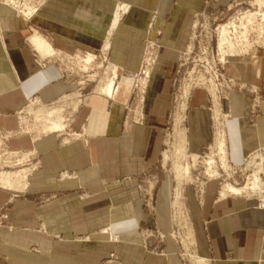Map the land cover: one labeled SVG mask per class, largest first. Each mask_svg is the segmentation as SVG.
I'll return each mask as SVG.
<instances>
[{
	"label": "crops",
	"instance_id": "0c3cea01",
	"mask_svg": "<svg viewBox=\"0 0 264 264\" xmlns=\"http://www.w3.org/2000/svg\"><path fill=\"white\" fill-rule=\"evenodd\" d=\"M205 2L50 0L31 21H24L0 0V132L19 128L17 115L32 98L51 104L75 90L58 59L48 65L38 62L29 43L35 35L65 54L110 47L108 59L119 66L122 77L139 70L148 40L159 44L138 120L126 117L131 95L130 85L124 84L117 104L94 96L79 109L69 131L71 135L73 128L82 138L70 144L64 143L67 134L36 142L29 136L12 139L24 152L38 151L41 167L31 175L26 192L0 189V210L6 208L9 216L0 228V264H104L112 254L122 264H185L170 238L162 244L155 236L146 241L147 250L159 255L143 247V228L156 227L166 235L173 230L172 177H165L156 192V216L148 213L140 186L153 177L160 161L179 62ZM119 3L129 11L113 27ZM154 11L156 29L148 32ZM227 73L260 90L258 96L236 90L225 102L231 110L229 158L241 166L264 148V50L233 60ZM257 98L261 100L255 102ZM210 113L208 94L193 91L186 125L192 154H202L212 140ZM66 170L76 177L62 181ZM219 191V183L208 184L199 201L192 187L186 190L198 255L210 264H264V210L254 199L220 200ZM109 226L120 243L100 233Z\"/></svg>",
	"mask_w": 264,
	"mask_h": 264
},
{
	"label": "rangeland",
	"instance_id": "374dc122",
	"mask_svg": "<svg viewBox=\"0 0 264 264\" xmlns=\"http://www.w3.org/2000/svg\"><path fill=\"white\" fill-rule=\"evenodd\" d=\"M219 1L218 0H206L204 11L201 13H198L197 16L195 17V22L193 24V32H192L190 44H189L188 49L181 56L179 66H178V74L174 81V94H173V100H172V116L170 120V125L165 135L162 155L156 167L155 174H153V177L150 178L149 180L144 181L140 186L141 187L140 190L142 194L144 193L142 197L145 200V207L147 208L148 213L156 216L155 215L156 213V209H155L156 192L159 189L160 184L165 177H168V176L172 177V181H173L172 192L173 193H172L171 206H172L173 230L171 231L169 235H166L165 233H163L156 227L155 228H148V227L143 228V233H142V237L144 239L143 247L146 249V252L148 254L156 255L157 253L149 252V250H147L146 241L155 236L157 240L161 242L162 244L165 242L167 238H170L179 247V256L185 264H197V263L210 264L207 258H203L199 256L196 251L197 242L195 238L194 227L192 225L189 206L187 203V196H186L187 188L192 187L199 201H202L207 185L217 182V184L219 183V190H220L218 197L220 200H222L220 196L221 191L227 182L234 184L236 187L245 186L248 182V178L252 176L254 172H257L260 169V164H263L261 166V170H262L261 179L264 180V177H263L264 175V148H260L256 150L253 154H251L245 160V162L241 166H235L234 164L230 162V158H228L229 166H230V170L228 172L230 176L229 174L227 175V173L224 174V171L221 168H219V172H221L222 174H221V178H219L218 181H212V179H210L209 176L206 175L207 166H205L204 162L206 161V159H208V157L211 154H214V156L219 161L220 151H218L219 149L216 148L217 139L222 134L226 135L227 137V125L231 119V114H230L231 110L225 107V102L229 100L230 95L236 90L248 91V92L255 94V96H258L259 94L258 91H260L258 89L250 87L249 85H247L246 83L242 81L236 80L234 77L229 76L227 73L228 65L235 59L245 58L254 49L264 50V27L262 30L260 26V23H261L260 16L256 17V19L253 18L254 20L251 17H248V15L252 16L259 11H260L259 13L264 11V4L261 7L258 6L259 0H231L230 2H225V3H221ZM5 2H7V0H2L3 4H5ZM17 2L20 3L21 8H18L17 6H11L13 8L9 6V8L12 9L16 13V16L18 19H21L24 21H31L38 14V12L41 11L44 8V6L50 2V0H17ZM262 2H264V0H262ZM122 6H123V3H119L116 6L114 14L120 11V9L117 10V7L121 8ZM27 8L28 9L30 8L31 10L33 9L32 15L28 13L29 11L27 10ZM261 9L263 10L261 11ZM122 14H121L122 15L121 19L126 15L124 13ZM157 19H158V12L154 11L152 13L150 25L148 26V32L155 31ZM229 24H232L231 27L228 29V31L230 32V34L228 35L232 43L231 45L239 52L237 53L236 56H231L230 54L223 56V55H220V51H219L220 28L222 26L229 25ZM252 27L254 30L252 29ZM156 33H157V36L159 35L160 37L162 32L157 31ZM190 47H192L191 50H190ZM109 49L110 47H106L104 45L99 50L100 52H76L74 54H69V53L65 54V53L58 52L55 50L54 51L55 55H51V56L47 55L48 57H45V58H43L42 55L36 49H34L36 51L35 52L36 59L41 64L48 65L47 63H51L53 59H58L61 62L60 67L62 68V70L64 71V74L68 78V82H71V84L75 86V90L72 94L65 95L57 102L51 103V104L46 103L40 97L32 98L27 104V106H25L24 109H22L17 115L18 121H19V128L15 131L3 130L2 132H0V141H1V144H0V163H1L0 172L2 170L14 171V170H19V169H24V168H30L32 165H36V170L38 171L39 168L41 167V162L37 158L39 154L38 151L31 149V150H28V152H24L21 149H18V147H16L17 145H19V142H13L14 140L12 141V139L14 138L17 139L20 136H29L30 139L31 138L33 139L36 137L35 132H36V128H38V124L35 121L36 119L35 118L33 119V116L27 118V114L30 112L29 111L30 108L39 109L40 107H43V105L47 109L54 107V105L64 106L66 107V116L68 117L71 114L69 116V119L70 120L72 119V126H73L74 118L79 110L76 112H73V110L71 109L72 108L71 105L76 103L78 100L84 102L83 104L80 105V108L84 107L85 104H89L91 99L94 96L95 98L99 97L98 99L100 98L105 99L107 102H112L116 104L118 103V101H116L115 99H108V98H105L104 96H100L96 94V90L100 82L105 80V77L106 78L112 77V73L109 67L111 65H115V63L108 59ZM158 50H159L158 40L157 41L148 40V42L145 44L139 70L136 73H131L127 77H122L120 75L123 72L120 70L118 66L119 74H118V79L116 80V82L118 84H121L120 89H122L123 84H126V82H130L129 94L131 95V99L129 100L127 104H125L126 117L134 118V116L138 115L135 117V119L138 120L139 117L142 116L138 112L140 111V109L142 110V105L138 103L144 101V99H142L143 94L140 92V90H141L142 83H143L141 80L145 79L146 71H144V68L142 67L143 65H145V67L148 65L149 69L154 68L153 65H152L153 67L152 66L150 67V64L148 62L156 61L158 57ZM88 55H94L96 57L95 61L91 64L85 63V60L88 57ZM224 58H225V62L224 61L222 62L221 60ZM143 71H144V74H143ZM187 88L188 89L190 88V94H189V100L187 102V109L184 114L185 115L184 122L181 124V129H183V131L185 130L186 134L188 135V128L186 126L187 120H188L187 112H188L189 101H190L192 92L195 90L205 91L209 97V110L211 112L210 114H211L213 136H212V140L210 144L208 145V147L202 154L199 153L198 155H196L188 151L189 152L188 162L192 164L193 163L192 156H197L198 157L197 164L196 166L192 168V171H191L192 174H191V178L189 179V181L187 179H184V181L181 183L182 185L181 184L177 185V180H176L177 178H175L176 177L175 161L182 162L181 161L182 159L181 160L177 159L179 157V154H177V152L179 150L180 139H179V136L175 133L176 132L175 130H176L177 118L180 115L179 113L183 112L182 110V104L184 103L183 93L185 92V89ZM92 92H93V95H91ZM90 95H91V98H89ZM88 98L90 100H87ZM39 99L43 100V104L37 103V100ZM260 100L261 99L257 98L255 102H259ZM255 108L257 109L258 106H256ZM136 111H137V114H136ZM255 112H257V110ZM24 117L26 120L23 119L24 123L22 125V118ZM126 125H128V121L126 122ZM87 130L88 128L86 127L84 130L85 134H87L86 133ZM67 132L65 133L67 134V136L64 138V141L65 139H68L69 142L65 144H70L72 140L82 138V135L76 132L73 128H72L71 135H70L69 129ZM3 134H5V136ZM65 134H62L59 136H63ZM227 143H228V137H227ZM11 152L12 153L15 152L20 155L27 154V153L29 154L31 153V155L32 154H35V155L31 156L28 159V161L26 160L25 165L24 164L21 165L20 163L19 164L17 163L10 167L9 165L5 167L4 162L6 160H10V161L12 160L13 163L15 161L20 160L19 156L17 155H16V158L11 157L10 156ZM165 154L169 156V161L164 165L163 159H164ZM228 157H229V150H228ZM254 163H256L257 167L254 165ZM65 172L68 173L67 174L68 178L66 177L65 180L76 177V174L72 175L69 173V171L66 170L60 174L61 180ZM178 187L180 190H178ZM12 192L14 193L15 191H12ZM177 192H180V196L182 197L181 206L174 205L176 201L175 198H176ZM17 193H22V192H17ZM249 197H246V198H248L249 200L254 199L257 201L258 203L257 208L264 209V206H263L264 202L256 194L251 195ZM231 198L245 199V197H241V196H232ZM8 218L9 216L6 212V208H2V210H0V228H2V223L6 222ZM44 229L45 228L41 227V230H44ZM107 229L109 231L112 230L111 227L109 226L107 228L102 229V231L107 230ZM191 233H193V235ZM112 235H113V238L115 239H116V236H118V235L113 234V232H112ZM158 253H162V250H159ZM199 261H201V263ZM103 263L104 264H122L116 258L115 254H112V256L104 260Z\"/></svg>",
	"mask_w": 264,
	"mask_h": 264
},
{
	"label": "bare ground",
	"instance_id": "6f19581e",
	"mask_svg": "<svg viewBox=\"0 0 264 264\" xmlns=\"http://www.w3.org/2000/svg\"><path fill=\"white\" fill-rule=\"evenodd\" d=\"M258 2H259L258 6H260V7L264 4V2H262V0H259ZM5 3H6L7 6H10V7L11 6H17L18 8H21L20 3H18L17 0H7V2H5ZM254 4H256V3H254ZM11 8H13V7H11ZM27 10L29 11L28 13H30V15H32L33 9L31 10L30 8L29 9L27 8ZM262 10L263 9H261V11ZM128 11H129L128 6L124 5L122 7V9L118 13H116L113 27L117 26V24H118V22H119V20L121 18V14L122 13L125 14ZM259 12H257L258 14L257 13L254 14V15L251 14L252 16L248 15V17H251L252 19L253 18L256 19V17L260 16V19H261L260 26H261V29L263 30V27H264V11H262L261 13H259ZM28 13H27V15H28ZM27 17H29V16H27ZM231 25L232 24L225 25V26H222L220 28V32H219V34H220L219 51H220V55H223V56L227 55V54H230L231 56H236L237 53H239L234 47H232L231 40L229 39V35L228 34H230V32L228 31V29L231 27ZM252 29H253V27H252ZM30 41H31L30 43L34 47V49H36L42 55L43 58L51 56V55H55V53H54L55 49H53L51 47V45L44 38H42V37H40L38 35H35L34 37H32L30 39ZM191 49H192V47H190V50ZM95 58L96 57L94 55H88V57L85 60V63L86 64H91V63H93L95 61ZM157 59H158V57H157ZM157 59H156V61H149L148 62L150 64V67L152 65L155 66V64L157 62ZM221 61L225 62V58L222 59ZM109 69H110V71L112 73V77H107V78L105 77V80L100 82V84H99V86H98V88L96 90V94L100 95V96H104L105 98H108V99L117 100V97H118L119 92L121 90L120 89L121 88V84H118L116 82V80L118 79V74H119L118 69L119 68L117 66L111 65L109 67ZM152 70H153V68L152 69L147 68V70L145 72V76L146 77H145V79L141 80L143 82L141 90H140V92L143 94L142 99H144V97H145L146 90H147V87H148V83H149V80H150V77H151ZM126 84L130 85V82H126ZM189 94H190V88L189 89L188 88L185 89V92L183 93L184 103L182 104L183 112L179 113L180 115L177 118L176 130H175L176 131L175 133L179 136V139H180V141H179V150L177 152V154H179V157L177 159L178 160L182 159L181 160L182 162H178V161L176 162L175 161V163H176V166H175V175H176V177L175 178H177L176 179L177 180V185H180L184 181V179H187L189 181V179L191 178V174H192L191 173L192 168L194 166H196L197 159H198L197 156H192L193 163L191 164V163L188 162V160H189V157H188V155H189L188 154L189 153L188 152L189 151V147H188V139H187L188 135L186 134L185 130L183 131V129H181V124L184 122V116H185L184 114H185V111L187 109V102L189 100ZM63 101H65V100H63ZM104 101H106V100H104ZM37 103L42 104L40 100H37ZM83 103L84 102H82L80 100H78L74 104L71 103L72 104L71 105L72 106L71 109L73 110V112L78 111L79 108H80V105L83 104ZM33 104H34V102H33ZM138 104L142 105L143 101L138 103ZM30 109H29L30 112L27 114V118L33 116V119L35 118L36 119L35 121L38 124V128H36V132H35L36 133V135H35L36 137L34 138L35 142L37 140L41 139L42 137H47V136H50V135L59 136V135L65 134L68 131V129L70 127V123H71V120L69 119V116L71 114L68 117L66 116V107L60 106V105L59 106H55L54 105V107H51V108L47 109L43 105V107H40L39 109H31V110ZM138 112L140 113V115H142V110L141 109ZM136 114H137V111H136ZM136 116H138V115H136ZM23 119H25V117L22 118V125L24 123ZM86 133H87V131H86ZM3 135L5 136V134H3ZM3 135H2V137H3ZM4 138H6V137H4ZM67 142H69V140L65 139L64 143H67ZM0 144H1V141H0ZM227 145L228 144H227L226 135H224V134L220 135L219 138L217 139V147H216L217 149H219L218 151H220V154H219L220 155L219 156L220 159H219V161L214 156V154H211L208 157V159H206V161L204 162L205 166H207L206 175H208L209 178L212 179V181H218V179L221 178V174L222 173L219 172V168H221L224 171V174L225 173H227V175L229 174L228 171L230 170V166H229V161H228L229 157H228V146ZM16 155L19 156L20 160H18V159H17L18 161L14 160L15 161L14 163L12 162V160L11 161L10 160H6L4 162V166L6 167L7 165H9V167H10V166H12L14 164H17V163L18 164L20 163L21 165H23V164L25 165L26 160L28 161V159L31 156H34L35 154L31 155V153L30 154L27 153V154L20 155L18 153H15V152L12 153L11 152L10 156L13 157V158H16ZM216 156H217V154H216ZM168 161H169V156L167 154H165L164 155V159H163V164L165 165ZM21 165H19V166H21ZM254 165L256 166V163H254ZM262 165L263 164H260V169L257 172H254V174L248 178L247 184L245 186H243V187H236L234 184H232L230 182H227L226 185H224V187H223V189L221 191V195H220L221 199L225 200V199H228V198H230L232 196H241V197H245L246 200H249L246 197H249L251 195H255L256 194L264 202V182H263L264 180L261 179V171H262L261 170V166ZM2 166H3V164H2ZM15 167H16V165H15ZM35 172H37L36 165H32L30 168H24V169H19V170H14V171L2 170L0 172V188L4 189V190H12V191H18V192L19 191H23V192H25L26 189L29 186L30 177ZM67 174H68L67 172H65L63 174L62 180L66 179ZM229 176H230V174H229ZM179 187H178V190H180ZM175 199H176V201H175L174 205L181 206L182 197L180 196V192H177ZM111 231L112 230L109 231L107 229V230H103L101 233H103L104 235L109 236V239H110V241L112 243H115V244L120 243V241H121L120 237L116 236V239L113 238V235H112ZM191 234L193 235V233H191ZM199 262L201 263V261H199ZM197 264H199V263H197Z\"/></svg>",
	"mask_w": 264,
	"mask_h": 264
},
{
	"label": "built area",
	"instance_id": "2783aa9c",
	"mask_svg": "<svg viewBox=\"0 0 264 264\" xmlns=\"http://www.w3.org/2000/svg\"><path fill=\"white\" fill-rule=\"evenodd\" d=\"M148 64V63H147ZM142 68H144V71H146L147 69L146 68H148V65L145 67V65H143V67ZM144 71H143V74H144Z\"/></svg>",
	"mask_w": 264,
	"mask_h": 264
}]
</instances>
